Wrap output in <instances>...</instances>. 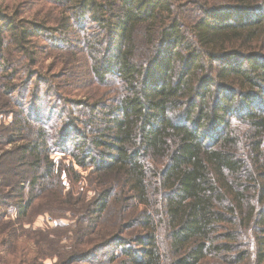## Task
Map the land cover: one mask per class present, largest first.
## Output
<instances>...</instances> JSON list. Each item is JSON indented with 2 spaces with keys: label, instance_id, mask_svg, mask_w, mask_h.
Segmentation results:
<instances>
[{
  "label": "trees",
  "instance_id": "1",
  "mask_svg": "<svg viewBox=\"0 0 264 264\" xmlns=\"http://www.w3.org/2000/svg\"><path fill=\"white\" fill-rule=\"evenodd\" d=\"M1 116L4 218L62 198L60 155L98 187L76 228L126 223L65 253L0 235V264H264V0H0Z\"/></svg>",
  "mask_w": 264,
  "mask_h": 264
},
{
  "label": "rangeland",
  "instance_id": "2",
  "mask_svg": "<svg viewBox=\"0 0 264 264\" xmlns=\"http://www.w3.org/2000/svg\"><path fill=\"white\" fill-rule=\"evenodd\" d=\"M51 62L52 59L46 60L47 65ZM9 120L10 118L1 116L0 126H3L2 123ZM9 149L7 147V151ZM1 155L2 153H0ZM52 160L58 167L62 163L59 167L64 186L62 198H52L54 194L48 191L41 192L43 195L40 194L38 197V202L33 207L34 210L29 212L25 217L21 215L19 220L16 219L15 213L5 218L3 214L6 213L9 207L15 206L21 209L24 207V204L15 200L0 199V235H3L1 240L8 241L7 250L11 253H14V251L20 253V245L26 246L28 250H33L34 252H40V250H43L42 247H48L50 248L49 253L53 251L65 253L73 250L75 247H80L79 243L81 241L87 242L86 239L81 240L82 234L78 233L79 229H83V232L97 233L98 235L101 231H110L113 227H115V231H120L121 224L126 223L118 210L112 207L116 214L111 215L112 210H110L102 221L96 223L95 227L97 228L91 229L92 226L88 227L85 222L84 225L76 228L86 219H88V225H91L92 218L86 216L85 220H80V214L84 215L82 212H85L88 206L95 200L98 191L97 184L93 179V175H91V169L73 165V172H63V163L67 166L69 164L72 165L71 159L57 155ZM14 162L15 160L12 159L11 165ZM14 172L18 176L16 182L21 180V184L23 185L25 184L24 181L28 180L30 176V170L27 165L17 167L14 169ZM8 179L10 178L8 177ZM81 209L82 211L80 212ZM123 235L128 236L129 232ZM4 250V247L0 249L1 254L5 253ZM56 261L57 258L51 257L45 258L43 263L54 264Z\"/></svg>",
  "mask_w": 264,
  "mask_h": 264
},
{
  "label": "clouds",
  "instance_id": "3",
  "mask_svg": "<svg viewBox=\"0 0 264 264\" xmlns=\"http://www.w3.org/2000/svg\"><path fill=\"white\" fill-rule=\"evenodd\" d=\"M169 115H171V113Z\"/></svg>",
  "mask_w": 264,
  "mask_h": 264
}]
</instances>
